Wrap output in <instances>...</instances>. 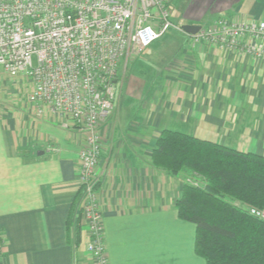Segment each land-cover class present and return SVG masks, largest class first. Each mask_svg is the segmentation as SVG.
Segmentation results:
<instances>
[{
    "label": "crops",
    "instance_id": "obj_1",
    "mask_svg": "<svg viewBox=\"0 0 264 264\" xmlns=\"http://www.w3.org/2000/svg\"><path fill=\"white\" fill-rule=\"evenodd\" d=\"M221 3L214 15L264 21V0ZM182 16L180 24L189 20ZM177 34L135 60L142 90L125 81L124 67L102 126L96 176L110 264H206L196 226L177 211L187 176L151 163L163 130L264 156V62ZM57 123L0 102V264H95L86 227L75 220L81 138Z\"/></svg>",
    "mask_w": 264,
    "mask_h": 264
},
{
    "label": "built area",
    "instance_id": "obj_2",
    "mask_svg": "<svg viewBox=\"0 0 264 264\" xmlns=\"http://www.w3.org/2000/svg\"><path fill=\"white\" fill-rule=\"evenodd\" d=\"M171 0H0V66L11 78L29 80L23 108L46 113L81 138L80 204L75 220L86 227V250L95 264H110L103 235L96 169L102 126L114 111L128 66L170 30ZM190 36V35H189ZM224 52L264 62V21L220 18L190 36ZM264 221V209L251 210Z\"/></svg>",
    "mask_w": 264,
    "mask_h": 264
},
{
    "label": "trees",
    "instance_id": "obj_3",
    "mask_svg": "<svg viewBox=\"0 0 264 264\" xmlns=\"http://www.w3.org/2000/svg\"><path fill=\"white\" fill-rule=\"evenodd\" d=\"M151 163L187 176L177 211L206 264H264V221L251 215L264 209V156L163 130Z\"/></svg>",
    "mask_w": 264,
    "mask_h": 264
},
{
    "label": "rangeland",
    "instance_id": "obj_4",
    "mask_svg": "<svg viewBox=\"0 0 264 264\" xmlns=\"http://www.w3.org/2000/svg\"><path fill=\"white\" fill-rule=\"evenodd\" d=\"M171 21L180 25L181 27L184 25H198L201 27H209L214 22V19L221 18L214 15L213 12L216 10H220L222 8L221 0H216L215 2H211L210 0H171ZM186 12V15L189 16V20H184V23L180 24L181 18H184L182 14ZM185 19V18H184ZM178 32L176 30H170L167 35H165L162 39L157 41V43L165 42L166 40H179ZM149 53V52H148ZM148 53L142 54L139 57H132L129 60L127 66V72L125 74V81H128L130 77L136 79L135 86L142 90L143 82L139 83V81H144L146 76L136 66L134 63L137 58L146 59L148 57ZM124 74V65L122 63L120 68V76L123 78ZM32 90V84L29 80L25 79L24 81H18L14 78L9 77L3 70V67L0 66V102H4L10 104L14 108H18L23 110L25 108L24 103L27 100L30 92ZM119 95V92H118ZM123 97L125 98V91L123 90ZM62 129V128H60Z\"/></svg>",
    "mask_w": 264,
    "mask_h": 264
},
{
    "label": "water",
    "instance_id": "obj_5",
    "mask_svg": "<svg viewBox=\"0 0 264 264\" xmlns=\"http://www.w3.org/2000/svg\"><path fill=\"white\" fill-rule=\"evenodd\" d=\"M201 26H198V25H184L182 26V30L190 35V36H194L196 34H198L201 30Z\"/></svg>",
    "mask_w": 264,
    "mask_h": 264
}]
</instances>
